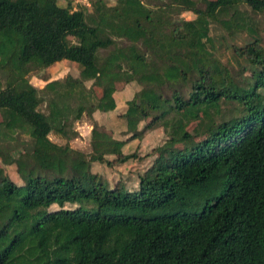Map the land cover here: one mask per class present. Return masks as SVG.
I'll return each mask as SVG.
<instances>
[{
    "label": "trees",
    "instance_id": "1",
    "mask_svg": "<svg viewBox=\"0 0 264 264\" xmlns=\"http://www.w3.org/2000/svg\"><path fill=\"white\" fill-rule=\"evenodd\" d=\"M66 1L0 0V264H264V45L241 10L264 0ZM215 24L250 35L226 44L238 69ZM63 60L78 77L24 82ZM119 82L135 88L126 139L93 129L90 153L51 139L117 110ZM158 123L137 188L92 170L137 158L128 143Z\"/></svg>",
    "mask_w": 264,
    "mask_h": 264
},
{
    "label": "rangeland",
    "instance_id": "2",
    "mask_svg": "<svg viewBox=\"0 0 264 264\" xmlns=\"http://www.w3.org/2000/svg\"><path fill=\"white\" fill-rule=\"evenodd\" d=\"M62 4H66V0H60ZM155 1V0H150ZM114 2V0H110ZM241 10L245 11L247 21L251 19L253 23L258 26L260 31V37L263 40L264 45V14L263 13H253L251 9L247 6H241ZM183 17L186 19H193L196 15L192 12L184 13ZM211 34L214 35L219 41L218 43V53L226 62H233V67L238 69V64L234 58L231 47H228L226 44L231 43H244L245 40L250 39V35L247 31H237L233 35L228 34L219 24L213 25ZM222 43V44H221ZM67 76L78 77L79 76V66L77 63L63 60L53 64L45 70L32 72L26 81L44 87L47 82L64 79ZM92 83L91 81L87 82L88 85ZM133 84H128L124 82H119L112 84L110 86L111 92L118 98V108L113 112H100L96 111L91 118L89 115H84L81 120L76 122L75 127L79 132L77 137H74L70 140L65 139L64 137L52 133L50 137L53 141L59 144H65L69 142L70 145L76 149L82 150L86 153L91 152V131L93 129L105 133L110 132L106 129L107 127L113 130L115 137L126 139V123L125 120L120 116V112L124 111L127 107V104L130 105L131 110L134 108V93L135 88ZM104 105L103 107H106ZM41 109H47L46 104H44ZM96 122V123H94ZM98 122V123H97ZM192 132L194 137L185 142L187 144H195L201 138L199 137L202 132V127L199 123H196L192 126ZM24 140L26 139L23 136ZM167 139V134L165 133L162 125L160 123L156 124L152 129L146 131L141 138L133 139L128 143L126 151L128 153L136 154L137 158L127 161L126 163L116 164L113 166H108L104 163H94L92 164V170L99 173L105 180L110 184H116L117 181L123 180L129 188H137L139 183V175L142 174L151 164L153 157L150 155L152 150L162 144ZM4 166V165H3ZM6 172L9 176L15 181L21 182L22 179L18 174L16 165L5 166ZM55 208V206H54Z\"/></svg>",
    "mask_w": 264,
    "mask_h": 264
},
{
    "label": "built area",
    "instance_id": "3",
    "mask_svg": "<svg viewBox=\"0 0 264 264\" xmlns=\"http://www.w3.org/2000/svg\"><path fill=\"white\" fill-rule=\"evenodd\" d=\"M74 1H76V2H78V3H84V4H87V5L90 6V2H89V0H74Z\"/></svg>",
    "mask_w": 264,
    "mask_h": 264
}]
</instances>
